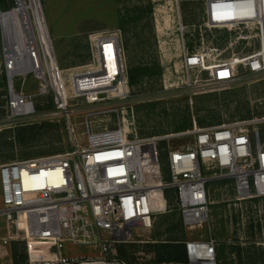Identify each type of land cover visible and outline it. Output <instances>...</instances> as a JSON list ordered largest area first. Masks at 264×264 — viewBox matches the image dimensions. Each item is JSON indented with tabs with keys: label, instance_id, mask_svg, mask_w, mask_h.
I'll list each match as a JSON object with an SVG mask.
<instances>
[{
	"label": "built area",
	"instance_id": "obj_1",
	"mask_svg": "<svg viewBox=\"0 0 264 264\" xmlns=\"http://www.w3.org/2000/svg\"><path fill=\"white\" fill-rule=\"evenodd\" d=\"M36 14L29 8L4 33L5 123L30 125L37 117L35 98L50 97L49 117L65 119L72 149L0 164V215L6 223L1 245H44L33 249L40 252L30 264H127L118 258V247L132 240L134 230L152 229L168 208V191L190 231L207 222L212 181L231 180L239 200L264 198V142L258 130L233 124L194 131L191 144L167 151L165 181L158 145L166 137H139L127 119L137 101L120 34H91L88 62L64 70L47 25L44 31ZM202 21L227 32L229 47L235 44L237 52L219 60L220 44L206 46L203 39L199 49H185L182 66L189 83L210 91L264 76V0H204ZM195 72L206 73V80H193ZM29 75L37 82L36 95L25 93ZM78 114L86 147L71 123ZM99 114L114 115L116 130L93 133L90 119ZM183 245L186 261L178 264H219L215 240L190 238ZM76 250L84 254L75 256Z\"/></svg>",
	"mask_w": 264,
	"mask_h": 264
},
{
	"label": "rangeland",
	"instance_id": "obj_2",
	"mask_svg": "<svg viewBox=\"0 0 264 264\" xmlns=\"http://www.w3.org/2000/svg\"><path fill=\"white\" fill-rule=\"evenodd\" d=\"M0 0V164L34 159L70 151L69 132L62 116L50 118L54 111L50 97L35 98L37 117L30 125L9 127L5 123L6 74L2 65L4 30L1 16L17 6V0L3 10ZM9 2L10 0H5ZM52 41L58 66L70 69L85 65L90 57L88 37L94 33H119L127 68L148 66L152 76L144 78L139 87L131 89L134 114L127 119L139 137H166L159 143L162 153V176L168 181L167 151L192 143L191 133L197 130L233 124H245L260 132L264 142V76L251 79L231 89L204 91L188 82L182 66L183 53L197 50L202 39L206 46L220 44L219 60L237 52L229 47L231 36L223 30L209 29L202 21L204 0H37ZM30 4V0H27ZM237 45L238 48L240 47ZM209 54V53H208ZM161 69L160 75L154 71ZM192 79L206 80V73H193ZM25 93L36 95L37 82L26 78ZM19 89V83L15 82ZM79 107H85L79 104ZM102 133L116 130L114 115H93L90 119ZM81 114L71 117L82 147L88 146ZM210 176L211 173L204 172ZM209 184V216L202 228L188 230L175 205L173 193L166 196V212L155 217L150 230H134V237L122 244L127 264H158L156 244L173 243L190 238L213 239L230 247L237 244L264 249V198L239 200L233 183ZM222 181V182H221ZM1 194V193H0ZM2 203L0 204V209ZM4 216L0 215V239L6 234ZM0 242L1 264H30L37 259L44 245H28L24 241L3 246ZM31 247V253L29 249ZM84 254L74 251L75 256ZM119 258V252L117 250ZM173 264V263H163Z\"/></svg>",
	"mask_w": 264,
	"mask_h": 264
},
{
	"label": "trees",
	"instance_id": "obj_3",
	"mask_svg": "<svg viewBox=\"0 0 264 264\" xmlns=\"http://www.w3.org/2000/svg\"><path fill=\"white\" fill-rule=\"evenodd\" d=\"M13 5V0L6 2L5 0L1 1V7L3 10H8L9 7ZM152 68L148 66H138L128 68V81L131 88L139 87L144 78L148 76H152L153 74ZM154 75H160L162 73L161 69H157L154 71ZM226 182L232 183L231 180H222ZM221 181V182H222ZM213 184L220 182L219 180L212 181ZM172 193V191H168V194ZM184 240H180L173 243H165V244H156L155 246V262L158 264L163 263H183L186 261V255L183 245ZM228 246L226 243L217 242V259L219 264H264V249L261 247L255 248L249 245L248 248H244L241 245L237 244L235 247H230L229 257L226 256V250ZM119 259L126 258V254L124 251V246L120 245L118 247ZM123 261V260H122ZM125 262V261H123Z\"/></svg>",
	"mask_w": 264,
	"mask_h": 264
},
{
	"label": "bare ground",
	"instance_id": "obj_4",
	"mask_svg": "<svg viewBox=\"0 0 264 264\" xmlns=\"http://www.w3.org/2000/svg\"><path fill=\"white\" fill-rule=\"evenodd\" d=\"M37 0H30V4H27V0H17V6L11 10L10 12L4 13L1 16L3 30L5 35L11 30L12 26L15 21L19 19L22 20L23 15H26V12L29 8H32L35 11L37 18L40 20L43 30L45 31V21L41 6H39L36 2Z\"/></svg>",
	"mask_w": 264,
	"mask_h": 264
},
{
	"label": "crops",
	"instance_id": "obj_5",
	"mask_svg": "<svg viewBox=\"0 0 264 264\" xmlns=\"http://www.w3.org/2000/svg\"><path fill=\"white\" fill-rule=\"evenodd\" d=\"M2 202H1V194H0V204H1Z\"/></svg>",
	"mask_w": 264,
	"mask_h": 264
}]
</instances>
